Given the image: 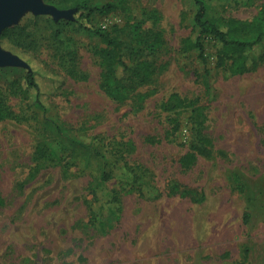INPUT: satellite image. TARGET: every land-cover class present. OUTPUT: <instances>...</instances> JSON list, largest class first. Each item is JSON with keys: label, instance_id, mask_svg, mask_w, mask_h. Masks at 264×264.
<instances>
[{"label": "rangeland", "instance_id": "obj_1", "mask_svg": "<svg viewBox=\"0 0 264 264\" xmlns=\"http://www.w3.org/2000/svg\"><path fill=\"white\" fill-rule=\"evenodd\" d=\"M205 3L209 19L250 21L264 0ZM143 10L164 43L151 57L156 68L142 102L106 95L93 53L103 44L81 28L68 26L65 35L83 77L66 72L38 17L33 56L47 75L41 113L11 85L27 63L0 45L26 64L0 66V95L16 115L0 120V264H264V59L234 74L229 61L218 63L208 34L199 38L202 61L192 47L194 0H125L123 10L94 11L89 20L109 28ZM78 15L25 10L16 24ZM173 93L191 105L165 110ZM192 110L202 118L203 153L190 147Z\"/></svg>", "mask_w": 264, "mask_h": 264}, {"label": "trees", "instance_id": "obj_2", "mask_svg": "<svg viewBox=\"0 0 264 264\" xmlns=\"http://www.w3.org/2000/svg\"><path fill=\"white\" fill-rule=\"evenodd\" d=\"M54 4L57 8H70L72 13H78L77 19L53 20L49 16H31L32 23H22L6 27L0 34V45L17 54L24 60L28 67L22 75L12 81L15 90L24 98L30 99L32 105L41 113L47 112L46 104L40 99L43 92L42 80L43 69L38 65L36 57L33 56L35 44L33 26L36 19L44 18L48 25L49 35L56 43L55 57L61 63H66L64 70L70 75L83 77L77 72L75 60L77 56L76 48L72 39L65 35L68 26L81 28L87 32L97 35L103 46L93 50L100 63L99 85L102 90L112 100L124 102L132 100L142 102L147 96V91H142L141 87L150 82L155 72L154 61L151 57L157 56L164 43L162 32L145 26L146 20L153 18V14L143 10L142 17L123 25H112L109 28L96 27L91 24L89 18L92 12L100 15L108 14L116 9H124L125 0H113L99 6H90L92 0H46ZM196 12L194 14V24L198 29V38L192 47L199 48V57L204 61L202 55V44L199 41L201 36L210 34L217 47V61L224 64L229 61V69L234 74H242L254 69L260 61L264 59V5L260 12L250 21L241 19H209L206 17L205 0H194ZM249 35L250 38H242ZM132 61L129 65L128 61ZM49 72V71H47ZM191 101L186 102L177 94H171L163 103L165 110H174L178 107L191 105ZM198 110H192L190 116V130L192 143L191 149L203 153L208 151L207 142L202 130V118L199 117ZM15 112L0 95V120L4 118H15ZM179 123L177 119L173 121V128L177 129ZM80 143V142H79ZM82 146L83 143H80ZM87 147V146H85ZM188 163L192 162L190 157ZM109 174L101 173L102 179H107ZM204 198L203 193L196 201L200 202ZM4 199L0 194V205Z\"/></svg>", "mask_w": 264, "mask_h": 264}, {"label": "water", "instance_id": "obj_3", "mask_svg": "<svg viewBox=\"0 0 264 264\" xmlns=\"http://www.w3.org/2000/svg\"><path fill=\"white\" fill-rule=\"evenodd\" d=\"M25 10H31L34 14L50 13L55 18L72 13L71 9L58 10L43 3L42 0H0V34L6 27L16 24ZM2 65L25 66L26 64L17 55L0 47V66Z\"/></svg>", "mask_w": 264, "mask_h": 264}]
</instances>
